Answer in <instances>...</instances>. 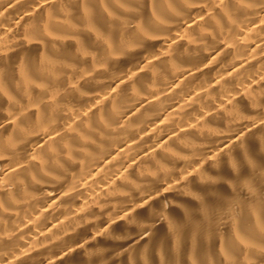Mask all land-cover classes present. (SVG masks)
Returning a JSON list of instances; mask_svg holds the SVG:
<instances>
[{"label":"bare ground","instance_id":"bare-ground-1","mask_svg":"<svg viewBox=\"0 0 264 264\" xmlns=\"http://www.w3.org/2000/svg\"><path fill=\"white\" fill-rule=\"evenodd\" d=\"M0 264H264V0H0Z\"/></svg>","mask_w":264,"mask_h":264}]
</instances>
